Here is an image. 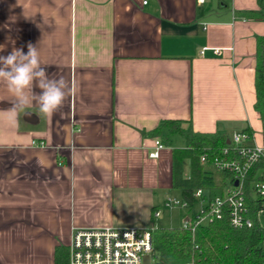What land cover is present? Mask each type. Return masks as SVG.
<instances>
[{
    "label": "crops",
    "instance_id": "0c3cea01",
    "mask_svg": "<svg viewBox=\"0 0 264 264\" xmlns=\"http://www.w3.org/2000/svg\"><path fill=\"white\" fill-rule=\"evenodd\" d=\"M259 10L264 0H0V56L31 44L48 78L75 89L52 116L34 101L10 125L0 81V264H55L75 229L182 224L178 206L179 224L160 222L182 200L173 151L187 148L168 127L153 133L166 120L229 139L250 128L263 145L264 19L243 14Z\"/></svg>",
    "mask_w": 264,
    "mask_h": 264
},
{
    "label": "trees",
    "instance_id": "16d2710c",
    "mask_svg": "<svg viewBox=\"0 0 264 264\" xmlns=\"http://www.w3.org/2000/svg\"><path fill=\"white\" fill-rule=\"evenodd\" d=\"M262 5V0H259ZM250 18L264 19V10L244 12ZM255 108L262 124L264 145V36L257 37L255 69ZM182 120H166L153 131L160 134L163 127L181 134L187 148L173 151V185L181 191L182 200L189 205L195 216L194 205L199 203L195 191L203 189L205 198L213 200L223 197L231 188L244 192L248 215L254 223L251 227H234L227 206H223L220 218L191 228L182 224L176 227H153L151 229L153 251L152 264H262L264 259V227L257 219L258 211L264 207V198L258 196L254 183L264 181V158L254 164L245 178L237 183L233 171L219 169L216 161H243L239 148L229 137L219 132L201 133L192 128H183ZM251 137L250 128L245 129ZM206 156V161L201 160ZM190 160V174L184 176V163ZM68 247L59 246L55 252V264H68Z\"/></svg>",
    "mask_w": 264,
    "mask_h": 264
},
{
    "label": "built area",
    "instance_id": "2783aa9c",
    "mask_svg": "<svg viewBox=\"0 0 264 264\" xmlns=\"http://www.w3.org/2000/svg\"><path fill=\"white\" fill-rule=\"evenodd\" d=\"M208 0H197L203 4ZM206 48L202 50L204 53ZM219 52V49H214ZM229 141L239 148L243 161H216L219 169H228L234 172L238 181L245 178L251 167L264 158V145L254 142V138L246 131L235 133ZM156 148L150 153V157L157 158L159 152L164 148L160 139L155 140ZM201 160L206 161V156ZM254 189L258 196L264 198V181L254 183ZM195 198L198 200L200 209L193 215L189 212L187 202L169 198L164 206L171 208L179 206L187 210V217L182 225L191 228L206 224L215 217L220 218L223 206H227L230 220L234 227L245 228L253 226V219L248 215V208L245 203L244 192L241 188L229 189L223 197H216L213 200L205 198V191L197 189ZM264 214V207L258 211L257 219ZM160 212H155V216ZM152 228L138 227H97L75 229L72 232L68 249V264H143L146 255L151 256L152 261ZM262 264H264V259Z\"/></svg>",
    "mask_w": 264,
    "mask_h": 264
},
{
    "label": "clouds",
    "instance_id": "9594fccd",
    "mask_svg": "<svg viewBox=\"0 0 264 264\" xmlns=\"http://www.w3.org/2000/svg\"><path fill=\"white\" fill-rule=\"evenodd\" d=\"M27 47L26 53L23 49H14L7 56H0V81L12 97V107L6 110L10 125L17 124L20 113L34 101L39 113L52 116L75 91L63 78L49 79L41 67L37 48L31 44ZM34 87L40 90L38 94L33 91Z\"/></svg>",
    "mask_w": 264,
    "mask_h": 264
},
{
    "label": "rangeland",
    "instance_id": "374dc122",
    "mask_svg": "<svg viewBox=\"0 0 264 264\" xmlns=\"http://www.w3.org/2000/svg\"><path fill=\"white\" fill-rule=\"evenodd\" d=\"M182 139H184L182 136H180ZM178 208H180L178 206ZM194 209L196 211H198L200 209V205L199 203H196L194 205ZM179 212V209H174V210H170L169 208H167V210L164 211V214L161 216V220L160 222H163V220L165 221L166 225H176L179 224V218L177 216V213ZM171 215V217H170ZM261 222V221H260ZM262 223H264V219H262Z\"/></svg>",
    "mask_w": 264,
    "mask_h": 264
},
{
    "label": "water",
    "instance_id": "95a60500",
    "mask_svg": "<svg viewBox=\"0 0 264 264\" xmlns=\"http://www.w3.org/2000/svg\"><path fill=\"white\" fill-rule=\"evenodd\" d=\"M143 264H152L151 256L146 255V256L144 257Z\"/></svg>",
    "mask_w": 264,
    "mask_h": 264
}]
</instances>
